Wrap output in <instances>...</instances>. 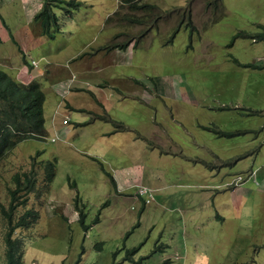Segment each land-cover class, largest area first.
<instances>
[{
  "label": "rangeland",
  "instance_id": "rangeland-1",
  "mask_svg": "<svg viewBox=\"0 0 264 264\" xmlns=\"http://www.w3.org/2000/svg\"><path fill=\"white\" fill-rule=\"evenodd\" d=\"M45 1H0V68L23 83L37 81L44 94L47 136L23 138L0 159L4 208L11 175L35 176L12 212L14 220L26 208L38 212L12 232L23 240L22 264H74L78 257L76 264H264V39H252L264 26V0H216V7L211 0H142L152 4L146 10L79 0L69 13L51 4L53 37L33 20V4ZM68 95L93 101L109 122L96 119L102 129L94 141L76 139L86 113ZM46 161L54 163L49 181ZM237 174L240 199L229 188L236 211L229 217L228 204L215 205L213 196ZM140 185L152 190L145 205L132 196ZM5 229L0 210V264Z\"/></svg>",
  "mask_w": 264,
  "mask_h": 264
},
{
  "label": "trees",
  "instance_id": "trees-1",
  "mask_svg": "<svg viewBox=\"0 0 264 264\" xmlns=\"http://www.w3.org/2000/svg\"><path fill=\"white\" fill-rule=\"evenodd\" d=\"M44 1V0H43ZM119 4L126 5L127 8L134 9H147L150 5L149 2L142 0H118ZM56 2V3H55ZM58 2V4H57ZM63 2V5L60 4ZM44 3V2H43ZM213 7L217 6L216 0L207 1ZM57 5L65 13H69L71 8H75L79 4V0H46L44 4L33 14V20L37 22L40 27L41 33L53 37L54 32L49 31L50 27L54 30H58L57 17L53 10L52 5ZM122 17L125 20L130 19L133 22H142L140 17H132L128 14H123ZM122 18V19H123ZM0 20L3 22L2 17ZM181 19L179 20V22ZM184 25L188 27V38L191 36V32L194 29L193 24L190 22L189 12L187 11V19ZM176 29L171 33L167 40H170ZM240 33H236L239 35ZM253 38L255 40L264 39V26L263 29L256 33ZM110 44L109 46H113ZM116 47H123L124 44H115ZM107 46V48H109ZM106 47V46H105ZM24 59V58H23ZM27 65L30 63L24 59ZM44 100V94L40 87V84L35 81H29L23 83L19 80L12 78L7 72L0 68V159H2L6 153L15 144L26 137L42 138L45 134L44 130V118L42 112V104ZM39 153V152H37ZM33 157V156H32ZM44 177L45 180L49 181L54 173V163L51 161H46L43 164ZM109 177L111 176L107 171H104ZM35 181V176L33 171L26 172L21 171L14 172L11 175V182L14 183V187L8 188L9 201L7 206L4 208L0 204V210L6 219V229L3 233V243H4V264H22L23 256V242L20 237L12 236V232L16 227H28L33 222L36 221L38 216L37 210L33 208L24 209L14 220L12 218L13 208L17 204H22L26 200V196L20 193L28 192L33 189V184ZM70 186H74V181H68ZM111 183L113 184V179L111 176ZM75 210L78 214V221L81 226L88 227L89 225L84 224L83 214L84 212L80 209L78 204L79 198L75 194L73 197ZM98 211L95 213L91 219V223H95L98 220ZM138 222L136 221L133 225L136 226ZM130 232V230L128 231ZM127 232V233H128ZM138 246L130 247L125 249V254L132 255ZM127 255L123 256V259L127 258ZM168 258H164L159 264H168ZM42 264V263H34Z\"/></svg>",
  "mask_w": 264,
  "mask_h": 264
},
{
  "label": "crops",
  "instance_id": "crops-1",
  "mask_svg": "<svg viewBox=\"0 0 264 264\" xmlns=\"http://www.w3.org/2000/svg\"><path fill=\"white\" fill-rule=\"evenodd\" d=\"M1 2H4V0H0ZM35 6H40V4H33ZM38 7H36L35 9H33V11L35 12ZM3 20V19H2ZM5 24V23H3ZM7 27V26H6ZM78 55V53L76 54ZM23 56V55H22ZM25 56V55H24ZM25 62V61H24ZM41 71V70H40ZM42 72V71H41ZM74 97V103L75 104H72V103H69V105L71 104L72 107H77L79 109H81L82 113H86V115H82L81 118L79 119V121L77 122L79 125L76 127L75 129V136H76V139L79 140L80 138H82L85 134H88L89 137H86L88 140H92L94 141L93 139V135L95 136V133L94 131H97V130H100L102 129V127H98L96 125V119L97 118H92V119H88L89 116L93 115V114H96V113H99L96 109H95V103L92 101V105L89 104H84V103H76V99L78 98L77 95H68L65 99H71ZM70 110V108H69ZM83 121H86V122H83ZM107 124L109 125V122L106 121ZM82 128L81 131L80 128ZM105 127V125H104ZM99 138H105V136H103V134H99ZM98 138V139H99ZM81 150H84L86 152H90V150H88V147H85L84 145H82V149ZM264 171V169H263ZM221 185L223 186L222 189H219L218 192L215 194L214 193V196H213V201H214V204L215 205H219L218 202L219 201H222V202H226L228 204V207L226 208L225 212L227 213V216L231 217L232 215H235L236 214V211L234 213V208H233V205L235 204L234 203V200L232 199L231 197V191H229V188H231L234 192H236V188L234 187V185H228L227 183L225 184L224 182L221 183ZM236 195L238 196L237 199H235V202L237 200L240 199V195L236 192ZM216 211L219 210V211H222L219 206L218 208L215 209ZM236 210H237V206H236ZM220 215V214H219ZM226 217V216H225ZM215 218V217H214ZM221 221V220H220Z\"/></svg>",
  "mask_w": 264,
  "mask_h": 264
},
{
  "label": "clouds",
  "instance_id": "clouds-1",
  "mask_svg": "<svg viewBox=\"0 0 264 264\" xmlns=\"http://www.w3.org/2000/svg\"><path fill=\"white\" fill-rule=\"evenodd\" d=\"M52 7L53 6H51V9H52ZM54 12V11H53ZM35 13V12H34ZM54 34V33H53ZM252 39H254V38H252ZM121 48H125V45L123 46V47H120V49ZM81 53H78V55H80ZM31 60H34V59H31ZM31 60L30 61H28V63H30V66L32 65V66H35V65H33L32 63H31ZM27 61V60H26ZM26 63V62H25ZM29 66V65H28ZM149 96V95H148ZM61 105H58L57 107H56V109H55V111H54V113H56L57 111H58V108L60 107ZM64 109V108H63ZM43 112V111H42ZM89 118H99V119H103L104 121H106V117L105 118H102V116H101V114L100 113H96V114H93V115H91V116H89L88 117V119ZM110 120H111V118H110ZM68 121H71L69 118H68ZM71 122H74V121H71ZM83 122H86V121H83ZM66 129H67V127H66V125H63L62 126V130L63 131H66ZM45 130V129H44ZM47 135H46V131H45V134H44V136L42 137V138H44V137H46ZM54 139V136H51L50 137V140H53ZM92 158H93V156L92 155H90ZM250 173H252L253 171L250 169V171H249ZM239 180H240V176L237 174V175H235L232 179H231V181H229V183H228V185H234V186H236V185H238L239 184ZM141 188H144V191H139ZM132 196L134 197V198H140L141 200H142V204L143 205H145V204H147V203H149L151 200H152V198H153V196H152V190L149 188V187H147V186H144V185H140V186H138L135 190H134V192L132 193ZM63 217H64V219L66 220V222H68L69 223V220H70V218L68 217V216H66V215H62ZM76 218V220H78V214H77V217H75ZM137 222H138V220H136ZM88 225H90V224H88ZM138 225V224H137ZM19 227H21V226H19ZM89 227V226H88ZM88 227H83L82 226V228L85 230L86 228H88ZM22 242H23V240H22ZM95 247L96 248H100V242H96L95 243ZM83 252V250L81 249V251H80V254ZM78 260H79V257L75 260V262H74V264H76L77 262H78ZM61 264V263H60Z\"/></svg>",
  "mask_w": 264,
  "mask_h": 264
},
{
  "label": "built area",
  "instance_id": "built-area-1",
  "mask_svg": "<svg viewBox=\"0 0 264 264\" xmlns=\"http://www.w3.org/2000/svg\"><path fill=\"white\" fill-rule=\"evenodd\" d=\"M35 60H31V63L33 64V65H35ZM139 191H144V188H141Z\"/></svg>",
  "mask_w": 264,
  "mask_h": 264
}]
</instances>
